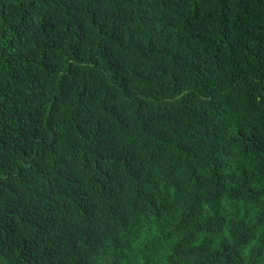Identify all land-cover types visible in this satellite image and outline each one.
I'll return each mask as SVG.
<instances>
[{"label": "trees", "instance_id": "obj_1", "mask_svg": "<svg viewBox=\"0 0 264 264\" xmlns=\"http://www.w3.org/2000/svg\"><path fill=\"white\" fill-rule=\"evenodd\" d=\"M0 264H264V0H0Z\"/></svg>", "mask_w": 264, "mask_h": 264}]
</instances>
